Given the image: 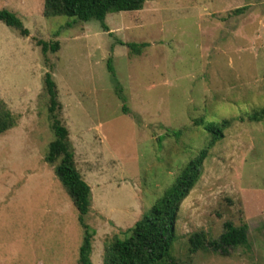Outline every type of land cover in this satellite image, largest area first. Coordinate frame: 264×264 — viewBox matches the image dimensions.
I'll list each match as a JSON object with an SVG mask.
<instances>
[{
    "label": "rangeland",
    "instance_id": "374dc122",
    "mask_svg": "<svg viewBox=\"0 0 264 264\" xmlns=\"http://www.w3.org/2000/svg\"><path fill=\"white\" fill-rule=\"evenodd\" d=\"M44 8L45 0H0L30 31L24 38L0 22V98L19 117L0 136V264H79L80 215L46 162L55 140L48 72L77 167L125 229L207 146L194 120L231 121L180 206L172 254L182 264H264V122L245 118L264 107V0H146L140 12L109 14V31L96 20L47 18ZM39 41L60 44L48 63ZM97 218L86 216L93 230ZM227 222L248 224V246L189 253L194 233L216 240ZM102 225L96 264L125 231Z\"/></svg>",
    "mask_w": 264,
    "mask_h": 264
},
{
    "label": "trees",
    "instance_id": "16d2710c",
    "mask_svg": "<svg viewBox=\"0 0 264 264\" xmlns=\"http://www.w3.org/2000/svg\"><path fill=\"white\" fill-rule=\"evenodd\" d=\"M146 0H45L44 16H65L81 22L99 21L105 31H109L106 19L109 14L140 12L144 10ZM243 9L237 10L241 12ZM0 22L16 30L27 38L30 31L22 20L7 9L0 10ZM48 63L49 51L58 52L60 44L39 41ZM145 45L130 44L133 52H140ZM109 70L114 69L109 62ZM45 94L48 97V117L55 140L49 145L46 162L55 167L57 178L63 184L79 212V221L84 229V240L80 248L79 264H93L95 230L86 222V216L92 209V188L83 178L76 163V154L70 138V132L61 118L62 104L59 91L51 72L44 77ZM125 110V108H124ZM248 121L264 122V107L245 117ZM244 119V118H243ZM19 117L0 98V136L18 125ZM195 126L202 127L210 136L207 146L191 159L180 171L174 184L151 208L148 215L135 226L116 235L107 243L103 264H182L172 254L177 239L176 225L182 202L189 196L202 176L204 163L209 150L224 138V131L231 121L207 123L203 118L194 120ZM189 253L212 251L223 256L230 249L249 245V226H236L232 222L225 224V230L219 239L211 240L204 231L196 232L189 238Z\"/></svg>",
    "mask_w": 264,
    "mask_h": 264
},
{
    "label": "crops",
    "instance_id": "0c3cea01",
    "mask_svg": "<svg viewBox=\"0 0 264 264\" xmlns=\"http://www.w3.org/2000/svg\"><path fill=\"white\" fill-rule=\"evenodd\" d=\"M103 193H104L103 189L102 190L100 189V185L97 186L96 190H94L92 188V201L93 202H92L91 214L96 216V217H98L97 219H99V222H100V225H101V226H95L96 235L100 236L101 233H103V232H105L107 230L106 226L102 225L104 223L109 225L111 228L113 227V229H116V230H119V229L127 230V229L123 228V225H122L123 219L122 218L119 221H117L116 219L113 218V216L111 214H109L108 212L104 211L105 207H106V210H107V203H106V200H105V197H104ZM111 212H112V209H111ZM131 226L132 225H130L129 227L131 228ZM92 260H93V264H96L95 245H94V251H93V255H92Z\"/></svg>",
    "mask_w": 264,
    "mask_h": 264
}]
</instances>
